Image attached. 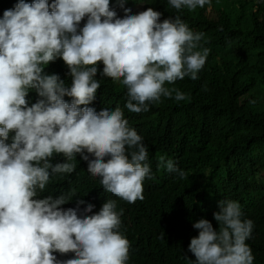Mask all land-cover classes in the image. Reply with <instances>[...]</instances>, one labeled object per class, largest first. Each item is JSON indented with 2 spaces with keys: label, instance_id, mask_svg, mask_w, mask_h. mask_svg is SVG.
I'll return each mask as SVG.
<instances>
[{
  "label": "clouds",
  "instance_id": "obj_1",
  "mask_svg": "<svg viewBox=\"0 0 264 264\" xmlns=\"http://www.w3.org/2000/svg\"><path fill=\"white\" fill-rule=\"evenodd\" d=\"M210 2L168 0L172 15L161 6L141 11L148 5L145 0H118L123 16L110 0H18L4 11L0 264H129L131 244L121 230L122 212L115 200L93 212L96 206L84 199L62 207L72 200L71 193L55 198L39 194L51 178L74 172L72 161L80 154L106 192L127 203L144 199V181L154 179L148 148L124 109L142 113L162 98L187 99L169 85L185 77L198 79L209 49L201 44L204 34L194 32L176 11L193 12ZM61 58L70 84L45 72ZM98 72L126 88L123 108L98 111L89 106L100 88ZM32 91L39 97L34 103L28 98ZM58 155L64 162L53 163ZM157 166L180 179L186 176L173 159L160 156ZM243 217L239 201L223 199L213 214L219 226L207 218L196 221L199 234L188 248L195 256L192 264H254L246 243L254 224ZM57 253L74 255L60 259Z\"/></svg>",
  "mask_w": 264,
  "mask_h": 264
},
{
  "label": "trees",
  "instance_id": "obj_2",
  "mask_svg": "<svg viewBox=\"0 0 264 264\" xmlns=\"http://www.w3.org/2000/svg\"><path fill=\"white\" fill-rule=\"evenodd\" d=\"M117 2L110 0V7L125 15ZM17 3L0 0V18ZM145 4L141 11L161 6L172 15L168 0H145ZM177 14L194 32L204 34L201 44L209 55L198 79L185 77L169 85L184 92L186 100L162 98L142 113L124 109L129 125L148 148L154 179H145L144 199L127 203L106 192L80 154L72 161L75 171L51 178L39 195L55 198L71 193L72 200L62 207H75L84 199L96 206L93 212L108 199L115 200L122 212L121 230L131 244L129 264H192L195 256L188 248L199 234L194 223L207 218L219 226L213 218L219 202L236 200L243 218L254 224L246 241L254 264H264V0H211L203 8ZM45 72L71 82L62 58L46 66ZM97 79L100 88L89 106L98 111L104 106L123 108L126 88L99 72ZM28 98L32 103L39 99L34 91ZM160 156L173 159L186 176L180 179L158 168ZM64 159L54 156L53 163ZM72 255L57 253L60 259Z\"/></svg>",
  "mask_w": 264,
  "mask_h": 264
}]
</instances>
